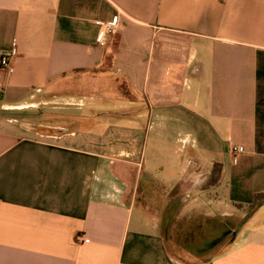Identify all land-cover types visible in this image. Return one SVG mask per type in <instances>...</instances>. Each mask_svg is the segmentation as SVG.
<instances>
[{
	"label": "crops",
	"instance_id": "obj_1",
	"mask_svg": "<svg viewBox=\"0 0 264 264\" xmlns=\"http://www.w3.org/2000/svg\"><path fill=\"white\" fill-rule=\"evenodd\" d=\"M8 50L0 264H264V0H0ZM139 195L238 226L176 252Z\"/></svg>",
	"mask_w": 264,
	"mask_h": 264
},
{
	"label": "rangeland",
	"instance_id": "obj_2",
	"mask_svg": "<svg viewBox=\"0 0 264 264\" xmlns=\"http://www.w3.org/2000/svg\"><path fill=\"white\" fill-rule=\"evenodd\" d=\"M186 200L180 197L165 198L163 200L161 198L147 200L140 195L138 197V203L142 204L145 209L157 212L159 218L162 216L161 227L163 229H161V233L170 243V248L173 251L180 252L187 249L196 254H203V251L200 250L211 244L216 237L222 236L224 239L215 246L227 242L230 235L226 233V230L236 228L238 221L225 219L220 222L221 224L217 222L216 227L212 225L214 222L203 224V221L198 215L196 216L195 212L183 214L182 209Z\"/></svg>",
	"mask_w": 264,
	"mask_h": 264
},
{
	"label": "built area",
	"instance_id": "obj_3",
	"mask_svg": "<svg viewBox=\"0 0 264 264\" xmlns=\"http://www.w3.org/2000/svg\"><path fill=\"white\" fill-rule=\"evenodd\" d=\"M101 29L99 31L98 35V41L103 44V38L106 33H114L116 31V28L118 26V18L113 19L112 21L108 23H100ZM15 51L14 50H8L4 51L1 55L0 59V70H9L11 67V60L14 55ZM243 152L242 147H233L232 148V153L237 155L238 153Z\"/></svg>",
	"mask_w": 264,
	"mask_h": 264
},
{
	"label": "trees",
	"instance_id": "obj_4",
	"mask_svg": "<svg viewBox=\"0 0 264 264\" xmlns=\"http://www.w3.org/2000/svg\"><path fill=\"white\" fill-rule=\"evenodd\" d=\"M221 170H222V164H221V163H215V164L213 165V168H212L211 174H210V176H209V178H208V181H207V185H215V184L219 181L220 176H221ZM257 198H264V194H259V195H257ZM258 200H259V199H258ZM255 206H256V205H255ZM212 222H214V224H212V225H214V227L217 226V225H216L217 222H218L219 224H221V223L219 222V220H218V221H213V220H212L211 223H212ZM205 223H206V222H205ZM205 223L203 222V224H205ZM209 223H210V221H209ZM197 226H198V225H197ZM200 229H202V227H200ZM222 240H223V237H222V236H220V237H216V238L212 241L211 244L206 245V246H205L202 250H200V251L207 250V249H209V248L215 246L216 244L220 243Z\"/></svg>",
	"mask_w": 264,
	"mask_h": 264
},
{
	"label": "water",
	"instance_id": "obj_5",
	"mask_svg": "<svg viewBox=\"0 0 264 264\" xmlns=\"http://www.w3.org/2000/svg\"><path fill=\"white\" fill-rule=\"evenodd\" d=\"M225 236V235H224Z\"/></svg>",
	"mask_w": 264,
	"mask_h": 264
}]
</instances>
